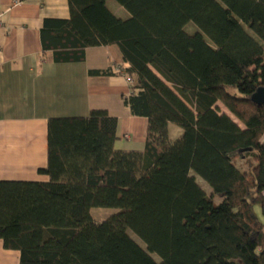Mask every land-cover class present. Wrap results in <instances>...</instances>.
Listing matches in <instances>:
<instances>
[{
    "label": "trees",
    "instance_id": "1",
    "mask_svg": "<svg viewBox=\"0 0 264 264\" xmlns=\"http://www.w3.org/2000/svg\"><path fill=\"white\" fill-rule=\"evenodd\" d=\"M108 1L68 0L69 19L44 20L43 49L82 62L89 47L118 45L132 79L124 104L148 119L145 147L117 148L106 109L51 117L39 170L49 180H0L5 248L20 264H264L250 200L264 214V103L252 100L264 85V0H115L128 18ZM170 124L183 129L175 140ZM251 153L255 165L237 166ZM93 208L118 211L97 221Z\"/></svg>",
    "mask_w": 264,
    "mask_h": 264
},
{
    "label": "crops",
    "instance_id": "2",
    "mask_svg": "<svg viewBox=\"0 0 264 264\" xmlns=\"http://www.w3.org/2000/svg\"><path fill=\"white\" fill-rule=\"evenodd\" d=\"M108 6L122 18L130 16L112 0ZM70 16L68 0H0V180H49L39 170L48 165L51 117L106 109L119 120L117 148L145 147L148 119L134 116L124 104L123 95L131 91L124 74L130 63L118 45L89 47L82 62H55L52 51L44 52V20ZM98 69L113 73H90ZM169 131L173 140L183 133L175 124ZM20 259L21 253L5 248L0 239V264H20Z\"/></svg>",
    "mask_w": 264,
    "mask_h": 264
},
{
    "label": "rangeland",
    "instance_id": "3",
    "mask_svg": "<svg viewBox=\"0 0 264 264\" xmlns=\"http://www.w3.org/2000/svg\"><path fill=\"white\" fill-rule=\"evenodd\" d=\"M112 2L117 4V5L119 4L115 0H112ZM124 11L126 12L127 10L125 9ZM191 24H194V23H191ZM188 30H189V32H195L196 31L195 24L189 26ZM218 108H219L221 113L225 112V113L229 114L236 122H238V124L241 127H245L244 124L223 103H221V102L218 103ZM237 161H238V164L241 166V168L243 167L245 169H248V168L253 166V163L255 161L254 153L247 154L246 156L242 155L241 157L237 158ZM198 180L208 190L212 189L211 186L208 184V182H206L201 176H198ZM220 200L221 199L218 196H216V201L220 202ZM250 200H251V203H252L253 210H254L255 214L257 215V217L261 221H264V214H263V211H262V204H261V201H260L259 197L256 194H254V195H252ZM117 211H118L117 209H113V208H93L92 209V215H93L95 220L104 221V220L108 219L110 216H112L113 214H115ZM128 232L131 235V237L134 238V240H136L144 249L147 250V245L145 244V242L136 233H134L130 229L128 230ZM151 255L154 257V259L156 261H158V262L161 261V257L158 254L151 253Z\"/></svg>",
    "mask_w": 264,
    "mask_h": 264
},
{
    "label": "water",
    "instance_id": "4",
    "mask_svg": "<svg viewBox=\"0 0 264 264\" xmlns=\"http://www.w3.org/2000/svg\"><path fill=\"white\" fill-rule=\"evenodd\" d=\"M252 100L255 103L263 104L264 103V85L260 86L252 95Z\"/></svg>",
    "mask_w": 264,
    "mask_h": 264
},
{
    "label": "built area",
    "instance_id": "5",
    "mask_svg": "<svg viewBox=\"0 0 264 264\" xmlns=\"http://www.w3.org/2000/svg\"><path fill=\"white\" fill-rule=\"evenodd\" d=\"M128 78V77H127ZM129 82L132 83V79L128 78ZM126 137H128V135H126Z\"/></svg>",
    "mask_w": 264,
    "mask_h": 264
}]
</instances>
